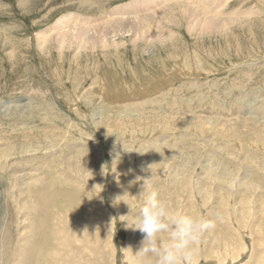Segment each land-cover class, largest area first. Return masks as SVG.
<instances>
[{
	"label": "rangeland",
	"instance_id": "rangeland-1",
	"mask_svg": "<svg viewBox=\"0 0 264 264\" xmlns=\"http://www.w3.org/2000/svg\"><path fill=\"white\" fill-rule=\"evenodd\" d=\"M132 1L0 0V264H131L147 179L264 264V0Z\"/></svg>",
	"mask_w": 264,
	"mask_h": 264
},
{
	"label": "clouds",
	"instance_id": "clouds-1",
	"mask_svg": "<svg viewBox=\"0 0 264 264\" xmlns=\"http://www.w3.org/2000/svg\"><path fill=\"white\" fill-rule=\"evenodd\" d=\"M140 180V177H136L132 183ZM149 181L143 180L137 195L142 196L143 200L132 217L131 229L143 235L139 250L134 255L130 247L123 250L132 254L135 264H193L192 245L209 230L216 228L215 221L222 219L221 214L217 213L210 220L203 215L192 216L178 212L159 198ZM230 187H235V181ZM128 215L120 216L119 219H126ZM114 221L115 218L112 223ZM162 234H166V239L158 238Z\"/></svg>",
	"mask_w": 264,
	"mask_h": 264
},
{
	"label": "bare ground",
	"instance_id": "bare-ground-1",
	"mask_svg": "<svg viewBox=\"0 0 264 264\" xmlns=\"http://www.w3.org/2000/svg\"><path fill=\"white\" fill-rule=\"evenodd\" d=\"M131 1H132V0H131ZM140 1H141V0H140ZM148 1H149V0H148ZM148 1H147V3H148ZM136 2H138V1H137V0H134V1H132L131 4H134V3H136ZM141 2H142V1H141ZM164 2H165V1H164ZM166 2H168V0H167ZM139 3H140V2H139ZM147 3H142V4L149 5V4H147ZM100 6H101V5H100ZM161 6H162V5H161ZM191 6H192V5H191ZM124 7H126V6H122V8H124ZM132 7H133V6H132ZM177 7H178V6H177ZM140 8H141V7H140ZM107 9H108V8H107ZM135 9H136V8H135ZM193 9H194V8H193ZM119 10H121V9H119ZM116 12H118V10H117ZM133 12H134V11H133ZM111 13H112V12H111ZM120 13H121V12H120ZM152 13H153V12H152ZM163 13H164V12H163ZM189 13H190V12H189ZM146 14H147V13H146ZM151 15H152V14H151ZM183 15H185V14H183ZM194 15H195V14H194ZM78 16H79V15H78ZM78 16H77V18H78ZM124 16H125V15H124ZM152 16H153V15H152ZM122 17H123V16H122ZM126 17H127V16H126ZM188 17H189V16H188ZM108 18H109V17H108ZM95 19H96V18H95ZM120 19H123V18H120ZM125 19H127V18H125ZM111 20H112V19H111ZM114 20H115V19H114ZM132 20H133V19H132ZM67 21H68V20H67ZM126 21H127V20H126ZM133 21H135V20H133ZM198 21H199V19H198ZM65 22H66V21H65ZM82 22H83V21H82ZM128 22H129V21H128ZM137 22H138V21H137ZM212 22H213V21H212ZM69 23H70V22H69ZM69 23H68V24H69ZM154 23H155V22H154ZM68 24H67V25H68ZM82 24H84V23H82ZM125 24L128 25V23H125ZM205 24H206V23H205ZM67 25H65V26H62V25H61V26L58 27L59 29L62 28V29L60 30V32L63 30V31H62L63 33H61L62 36L65 35V34H66L65 32H67V31H69V30H70V31H73V32L75 31V29H73V27H70V26H67ZM102 25H104V24H102ZM102 25H101V26H102ZM107 25H108V23H107ZM120 25H121V24H120ZM120 25H119V26H120ZM158 25H159V24H158ZM206 25H207V24H206ZM80 26H81V25H80ZM101 26H100V27H101ZM151 26H152V25H151ZM83 27H84V26H82V27L79 29V30H82V32H81L82 34H83L84 31H89L88 29H86V30L83 29ZM89 27H90V26H89ZM111 27H112V26H111ZM157 27H158V26H157ZM204 27H205V26H204ZM207 27H208V26H207ZM56 28H57V27H56ZM58 28H57V29H58ZM66 28H67V31H66ZM90 28H91V27H90ZM130 28H131V27H130ZM54 30H55V29H54ZM144 31H145V30H144ZM57 32H58V31H57ZM76 32H77V31H76ZM100 32H101V31H100ZM105 33H106V32H105ZM77 34H78V33H77ZM96 34H98V33L96 32ZM96 34H95V35H96ZM84 35H89V34H84ZM102 35H103V34H102ZM67 36H68V35H67ZM42 39H43V36H42ZM62 39H63V38H62ZM104 39H105V37L102 39L103 47H107V46H108V44H107L108 42L106 43V41H105ZM107 40H108V39H107ZM59 41H60V40H59ZM61 42H62V41H61ZM113 43H114V42H113ZM67 44H68V43H67ZM69 44H70V43H69ZM87 44H88V43H87ZM87 46H88V45H87ZM41 49H42V48H41ZM43 50H44V49H43ZM40 51H41V50H40ZM144 90H145V89H144ZM198 114H199V113H198ZM194 120H195V119H194ZM257 213H258V212H257ZM237 221H238V220H237ZM43 225H44V224H43ZM35 227H36V226H35ZM36 229H37V228H36ZM248 230H249V229H248ZM38 231H39V230H38ZM40 237H41V236H40ZM38 238H39V237H38ZM230 239H231V238H230ZM47 240H48V238H47ZM59 240H60V239H59ZM66 241H67V240H66ZM40 242H41V241H40ZM60 242H61V241H60ZM66 243H67V242H66ZM39 244H40V243H39ZM45 244H46V243H45ZM48 246H49V245H48ZM129 247H130V246H129ZM226 247H227V246H226ZM30 248H31V247H30ZM30 248H29V249H30ZM253 249H254V247H253ZM135 250H136V248H135L134 251L132 252L133 255L137 252V251H135ZM137 250H138V249H137ZM243 251H244V250H243ZM128 254H129V253H128ZM128 254H127V255H128ZM132 254H131V255L129 254V255L131 256L130 258H132V259L128 258L129 260H131V262H130L131 264H133V261H135V260H133V256H132ZM215 254H216V253H215ZM127 255H126V256H127ZM67 256H68V255H67ZM126 256H125V257H126ZM206 256H207V255H206ZM228 256H229V255H228ZM231 258H232V257H231ZM259 258H260V257H259ZM126 259H127V258H126ZM262 259H263V258H262ZM68 260H69V259H68ZM260 260H261V259H260ZM223 261H224V260H223ZM253 261H254V260H253ZM69 262H71V261H69ZM128 262H129V261H128ZM234 262H235V261H234ZM258 262H259V261H258ZM263 262H264V261H263ZM66 263H68V262H66ZM66 263H65V264H66ZM259 263H260V262H259Z\"/></svg>",
	"mask_w": 264,
	"mask_h": 264
}]
</instances>
